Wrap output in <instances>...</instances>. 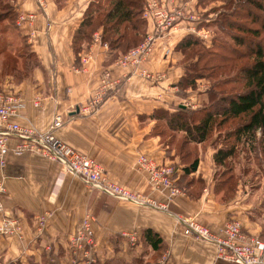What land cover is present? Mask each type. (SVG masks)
Here are the masks:
<instances>
[{
  "label": "crops",
  "instance_id": "obj_1",
  "mask_svg": "<svg viewBox=\"0 0 264 264\" xmlns=\"http://www.w3.org/2000/svg\"><path fill=\"white\" fill-rule=\"evenodd\" d=\"M8 1L16 18L19 14H34L31 21L20 25L15 18L12 26L20 37L17 42L24 36L38 62L20 80L0 74V89L20 96L23 101L16 120L39 131L47 130L57 110L84 103L99 86L100 74L108 70L115 83L100 107L88 115L72 116L55 135L99 162L115 181L165 203L167 210L132 204L92 190L77 176L62 171L59 163L38 154L9 152L5 165L0 166V180L6 189L0 221L3 216L17 217L21 232L0 236V264H71L65 252L67 238L88 213L93 217L95 256L99 263L115 258L131 262L143 255V249L153 252L139 240L142 230L149 228L161 236L164 244L152 264H237L217 258L213 243L184 234L182 221L186 219L217 236L227 222L235 220L245 236L264 241V186L256 183L257 177L252 178L251 171L241 174L238 167L235 177L218 174L215 137L193 145L198 165L194 172L184 174L174 145L163 141L156 131V119L149 117L156 109L174 111L185 102L195 104L187 107L194 110L207 100L208 79H196L193 87L178 85L194 60L186 59L177 48L188 34L185 27L191 21L184 19L168 34L157 38L142 64L154 76L150 80L139 73H129L130 67L116 64L122 49L104 47L102 39L94 41L93 35L101 37V28L95 29L88 41L76 40L74 35L95 0H48L44 9L36 0ZM147 1L150 0H144V4ZM177 3L197 15H210L209 10L216 5H201L198 0ZM197 28L208 31L199 24ZM151 29L152 24L147 21L146 32ZM201 40L210 43V39ZM36 96L41 98L38 106L33 101ZM15 143L10 140L9 146ZM140 154L157 165H170L173 182L181 192L169 197L168 188H153L147 172L136 165ZM46 213L49 218L39 236L34 216ZM124 232L135 233V239L124 236ZM164 256L163 263H159Z\"/></svg>",
  "mask_w": 264,
  "mask_h": 264
},
{
  "label": "trees",
  "instance_id": "obj_2",
  "mask_svg": "<svg viewBox=\"0 0 264 264\" xmlns=\"http://www.w3.org/2000/svg\"><path fill=\"white\" fill-rule=\"evenodd\" d=\"M232 1L233 5L238 3V0ZM0 2L6 6L0 11V21L13 24L16 12L8 0ZM248 2L264 10V6L257 0ZM198 3L206 5L208 1L198 0ZM143 4L144 0H95L85 13L74 37L76 40L88 41L92 32L101 28L102 41L107 42L108 47H118L125 53L140 43L146 35L147 20L142 17ZM104 10L102 17L97 19ZM233 13V9L224 10L212 20L203 19L202 15L205 14H200V27H215V34L210 38L209 44L192 33L186 34L177 44L186 59H194L186 67L178 85L193 87L196 79L212 78L207 89L206 102L194 110L177 106L174 111L156 109L149 115L150 118L156 119V131L162 138L170 133L165 143L175 147L177 137L181 138L180 151L176 153L183 164L184 174L194 172L198 165L193 145L204 143L212 137H215L214 161L219 166L218 174L235 177L237 156L240 154L250 161L249 163L255 161L259 173L264 171V18L255 12L247 16L254 23L258 21L259 26L255 27L236 22ZM220 33L225 35L224 38L220 37ZM21 39L25 40L24 36H21ZM23 48L27 53L13 55L14 61L9 64V70L5 69L4 62L1 63V74H10L20 80L29 73L31 67L38 65L26 42ZM225 49H229L231 53L227 55L221 52ZM218 58L222 62H215ZM203 61L207 67L200 65ZM237 61H243L238 68H232L233 64L227 66L229 62ZM216 73H219L218 78ZM179 132L182 135L178 136ZM189 148L190 151L181 153ZM226 166L228 169H225ZM239 169L241 174L250 170L247 165L239 166ZM255 173L252 178L256 176ZM139 240L157 255L156 258L159 257L164 244L158 233L145 228ZM92 264H144V260L140 256L131 262L115 258Z\"/></svg>",
  "mask_w": 264,
  "mask_h": 264
},
{
  "label": "built area",
  "instance_id": "obj_3",
  "mask_svg": "<svg viewBox=\"0 0 264 264\" xmlns=\"http://www.w3.org/2000/svg\"><path fill=\"white\" fill-rule=\"evenodd\" d=\"M39 7L44 9L48 0H36ZM142 17L152 24V29L146 32L143 40L136 46L123 53L116 64L122 67H130L129 73H139L147 79H153L142 64L146 61L154 48L157 38L162 34H168L175 29L180 21H191L185 31L197 35L201 39H209L208 31L197 28L201 16L197 13L187 12L177 0H150L143 5ZM34 14H19L16 24L31 21ZM94 41H101L97 34L93 35ZM104 47L107 42L102 41ZM88 56L84 58L87 61ZM127 78V76L125 77ZM108 70L100 74L99 86L89 95L84 103L71 105L65 111L57 110L51 118L48 129L39 131L33 126L21 124L16 120L18 112L23 107L20 96L0 90V166L5 165V158L9 152L20 155L24 152L38 154L46 159L55 161L61 165L62 171L77 176L92 190L105 193L126 202L137 205L152 206L159 210H167L165 203H158L153 199L134 192L119 182L115 181L105 171L104 167L92 157L74 149L61 141L55 135L72 116L88 115L96 111L105 100L109 89L114 85ZM34 104H40V96L34 98ZM184 107H195V104L182 103ZM15 140L13 147L9 141ZM138 168L147 172L149 183L155 189L168 188L169 197L179 194L181 190L172 179L173 168L170 165H157L145 154L137 157ZM262 185L264 186V171L262 173ZM6 192L4 183L0 180V212L3 211L2 198ZM49 214L34 216L35 227L40 236L48 221ZM92 215L86 214L77 230L67 238L65 251L71 264H92L96 262L95 237L92 229ZM183 233L198 239L213 243L217 249V258L237 264H262L264 260V241L256 236H245L241 231L238 221L231 220L226 223L220 236L212 234L210 230L201 226L192 219L183 220ZM21 232L20 220L17 217L3 216L0 221V236H16ZM124 236L135 239V233L124 232ZM50 250V247H47ZM165 256L159 263H162ZM9 264H14L10 262Z\"/></svg>",
  "mask_w": 264,
  "mask_h": 264
},
{
  "label": "rangeland",
  "instance_id": "obj_4",
  "mask_svg": "<svg viewBox=\"0 0 264 264\" xmlns=\"http://www.w3.org/2000/svg\"><path fill=\"white\" fill-rule=\"evenodd\" d=\"M207 1H208V3L206 5H209L210 3H213V2L216 3V5L209 10L210 15H208V12L205 13V15H202L203 19L205 18L208 20H212L213 18H215L217 16V14L219 12H224V10L227 11V10H232V9L234 12L233 15L235 16L236 22H239V23L244 24V25L249 24V25H253L255 27L259 26L258 21L254 23L253 21H250L249 18H247V16L251 15L252 12H255L256 14H258L259 16H262L264 18V10L257 8L252 3L248 2V0H238V3H236V5H233L232 0H207ZM257 1L260 2L264 6V0H257ZM5 8H6L5 4L3 2H0V11L5 9ZM105 10L101 12L100 16L97 19L102 17ZM214 29H215L214 26H211V27H209V29H207L208 33H209V39L214 36V34H215L213 31ZM234 30L237 31L236 29H234ZM0 34H2L0 36V51L2 52V53L0 52V67L2 68L1 63L4 62L5 69L9 70L10 69L9 64H12L14 61L13 57H12L13 55H18L20 53H22V54L27 53L26 49L23 48L25 40L20 39L19 42H17L18 38H20V37L16 36V29H14L12 24L8 23L7 21H0ZM224 36L225 35H222L220 33V37L224 38ZM221 52H223V53L225 52V54H227V55H229V53H231L229 51V49H225L223 51L221 50ZM218 61L222 62L219 58H218V60L217 59L215 60V62H218ZM242 63H243V61H237L235 63L229 62L227 64V66H230L231 64H233L232 68L234 66H235V68H238V66H240V64H242ZM202 64H204V61L200 63V65H202ZM19 65H20V63H19ZM21 65L24 66V64H21ZM204 66L207 67L206 64H204ZM228 73L229 72L227 71L226 74H228ZM0 74H1V72H0ZM218 74L219 73H216L215 76H217ZM216 78H218V76ZM206 79L209 80V86H210V84L212 82V78H206ZM168 136L170 137V133H168L166 136L163 137V141H167ZM180 141H181V138L177 137L176 145H175V150L177 149L176 152L180 151V148H179ZM188 150L190 151V148L182 150L181 153L182 152L186 153ZM236 162L238 164L237 165L238 168H239V166H246L247 165L248 168H250V170H251L250 174L253 175V173L256 172L255 173V175L257 177L256 183L258 181H259V183H257V184L262 183V172L263 171L261 173H259V169L257 168V164L255 161H252L251 163H249L250 161L248 162L244 158V156L242 154H240L239 156H237ZM225 169H228V167L226 166ZM223 171H224V168H223ZM258 178H260V180ZM156 256H157L156 254H153L152 252L149 253L143 249V255L141 257L144 260V264H152L153 262L155 263ZM160 261H161V259L159 258V262Z\"/></svg>",
  "mask_w": 264,
  "mask_h": 264
},
{
  "label": "water",
  "instance_id": "obj_5",
  "mask_svg": "<svg viewBox=\"0 0 264 264\" xmlns=\"http://www.w3.org/2000/svg\"><path fill=\"white\" fill-rule=\"evenodd\" d=\"M180 107H182V108H183L184 106H183V105H180Z\"/></svg>",
  "mask_w": 264,
  "mask_h": 264
}]
</instances>
